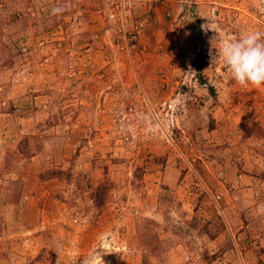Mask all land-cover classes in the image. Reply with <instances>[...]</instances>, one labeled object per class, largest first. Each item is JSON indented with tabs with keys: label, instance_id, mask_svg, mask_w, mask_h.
<instances>
[{
	"label": "rangeland",
	"instance_id": "obj_1",
	"mask_svg": "<svg viewBox=\"0 0 264 264\" xmlns=\"http://www.w3.org/2000/svg\"><path fill=\"white\" fill-rule=\"evenodd\" d=\"M111 4L0 0V264H264V0Z\"/></svg>",
	"mask_w": 264,
	"mask_h": 264
},
{
	"label": "clouds",
	"instance_id": "obj_2",
	"mask_svg": "<svg viewBox=\"0 0 264 264\" xmlns=\"http://www.w3.org/2000/svg\"><path fill=\"white\" fill-rule=\"evenodd\" d=\"M64 10L63 6L55 7L52 14L58 15ZM218 54L223 57L231 78L238 85L264 86V32H244L239 38L225 42L216 56Z\"/></svg>",
	"mask_w": 264,
	"mask_h": 264
},
{
	"label": "built area",
	"instance_id": "obj_3",
	"mask_svg": "<svg viewBox=\"0 0 264 264\" xmlns=\"http://www.w3.org/2000/svg\"><path fill=\"white\" fill-rule=\"evenodd\" d=\"M160 0H112V9L115 11L118 16L120 17L121 21H125L127 18H131L135 8L137 6L145 5L147 3L151 2H158ZM113 17V15H112ZM146 20H143L142 22H139L138 26H143L145 24ZM136 39V36L131 37V41H134ZM1 90V89H0ZM3 107H5V103L2 104ZM18 108L14 107V113L18 112ZM10 113L4 114L5 116H8ZM216 199V202L221 199V196L216 195L214 196Z\"/></svg>",
	"mask_w": 264,
	"mask_h": 264
},
{
	"label": "trees",
	"instance_id": "obj_4",
	"mask_svg": "<svg viewBox=\"0 0 264 264\" xmlns=\"http://www.w3.org/2000/svg\"><path fill=\"white\" fill-rule=\"evenodd\" d=\"M210 91H212L211 90V88H210ZM262 139H263V141H264V137H262ZM26 141H27V139H26ZM18 151L21 153V154H23L25 157H29V158H31L32 156H33V154L30 152V150L26 147H22V144H20L19 145V147H18ZM30 153V154H29ZM98 203L99 204H101L102 203V200H99L98 201Z\"/></svg>",
	"mask_w": 264,
	"mask_h": 264
},
{
	"label": "crops",
	"instance_id": "obj_5",
	"mask_svg": "<svg viewBox=\"0 0 264 264\" xmlns=\"http://www.w3.org/2000/svg\"><path fill=\"white\" fill-rule=\"evenodd\" d=\"M33 160H35V159H33ZM36 163H37L36 161H33V162H32V165H34V167H35ZM27 165L30 166L31 164H27ZM27 198H28V195H25V199H27ZM1 230H3V226L1 227ZM3 234H4V233H3ZM2 245H3V244H2ZM40 251H41V250H40Z\"/></svg>",
	"mask_w": 264,
	"mask_h": 264
}]
</instances>
